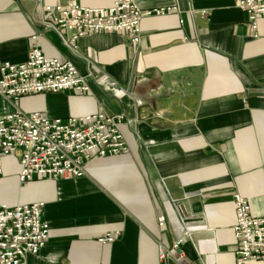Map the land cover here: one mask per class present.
I'll return each instance as SVG.
<instances>
[{
    "label": "crops",
    "instance_id": "1",
    "mask_svg": "<svg viewBox=\"0 0 264 264\" xmlns=\"http://www.w3.org/2000/svg\"><path fill=\"white\" fill-rule=\"evenodd\" d=\"M114 1L0 0V66L26 61L36 35L46 56L73 62L90 87L0 94V117L104 110L130 122L128 150L93 159L82 177L22 183L21 158H4L0 204L44 201L50 224L46 245L21 264H237L235 193L264 216V17L253 28L235 0H137L143 10L175 9L144 15L137 43L100 32L80 37L74 53L63 44L69 32L42 24L45 5Z\"/></svg>",
    "mask_w": 264,
    "mask_h": 264
},
{
    "label": "built area",
    "instance_id": "2",
    "mask_svg": "<svg viewBox=\"0 0 264 264\" xmlns=\"http://www.w3.org/2000/svg\"><path fill=\"white\" fill-rule=\"evenodd\" d=\"M247 13L253 28L264 17V0H235ZM174 7L143 10L137 0H115L108 7H89L73 2L67 5H45L42 21L47 30L67 33L63 44L76 52L77 40L100 32L125 34L131 42L140 40L144 15L165 13ZM35 41L26 61H5L0 66V94L18 100L24 95L74 89L90 90L85 76L73 62L48 57ZM124 113L109 114L104 110L73 117H49L41 111L16 109L0 117V173L6 156L21 158L20 181L36 175L54 178L82 177L93 159L117 155L128 150L123 126L129 125ZM236 222L233 226L238 247L237 264L256 261L264 264V216L252 212L250 202L239 193L234 195ZM44 201L0 204V264H21L28 254L37 255L46 245L50 224L43 219ZM165 226L166 217L158 218ZM118 231L106 233L99 241L111 242ZM182 240L175 243L177 248ZM170 254L160 249V255Z\"/></svg>",
    "mask_w": 264,
    "mask_h": 264
}]
</instances>
